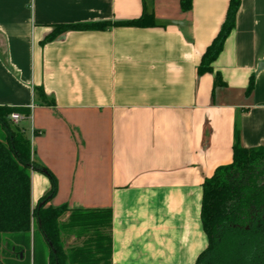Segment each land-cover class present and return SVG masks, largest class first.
Here are the masks:
<instances>
[{"label":"crops","instance_id":"0c3cea01","mask_svg":"<svg viewBox=\"0 0 264 264\" xmlns=\"http://www.w3.org/2000/svg\"><path fill=\"white\" fill-rule=\"evenodd\" d=\"M181 1L0 0V105L30 108L33 157L56 180L48 206L112 210V264H195L205 179L232 163L236 126L244 147L264 145V0H240L216 88L198 66L230 0ZM144 3L156 26L45 40L57 24L139 18ZM51 189L32 172L33 206Z\"/></svg>","mask_w":264,"mask_h":264},{"label":"trees","instance_id":"16d2710c","mask_svg":"<svg viewBox=\"0 0 264 264\" xmlns=\"http://www.w3.org/2000/svg\"><path fill=\"white\" fill-rule=\"evenodd\" d=\"M181 6L189 10L192 1L182 0ZM239 8L240 0L229 1L221 29L198 66L200 75L214 73V88L225 85L213 63L236 27ZM156 24L153 12L144 3L139 18L57 24L45 40H53L68 31ZM254 87L252 76L247 96L253 93ZM14 113L27 119L30 108L0 105V264H112V210L48 206L56 191V180L34 159L26 130L10 119ZM33 171L45 173L52 180V189L35 206L32 204ZM201 219L208 246L195 264L264 263L249 260L264 250V145L244 147L238 126L232 163L218 167L203 183ZM69 236H74L76 242L67 247Z\"/></svg>","mask_w":264,"mask_h":264},{"label":"rangeland","instance_id":"374dc122","mask_svg":"<svg viewBox=\"0 0 264 264\" xmlns=\"http://www.w3.org/2000/svg\"><path fill=\"white\" fill-rule=\"evenodd\" d=\"M28 121H26V120H21L20 122H18V125L20 126V127H22V128H24V129H26V132L29 134L30 133V129H29V127H28ZM70 237H72V236H69L68 238H70ZM74 237V236H73ZM68 238H67V240H68ZM75 238V237H74ZM67 240H66V245H67ZM76 242V239H75V241H74V243ZM68 247V246H67ZM0 257H1V254H0Z\"/></svg>","mask_w":264,"mask_h":264},{"label":"flooded vegetation","instance_id":"af4514ba","mask_svg":"<svg viewBox=\"0 0 264 264\" xmlns=\"http://www.w3.org/2000/svg\"><path fill=\"white\" fill-rule=\"evenodd\" d=\"M264 261V250H260L259 255L253 256V258L249 257L250 261H256V260ZM264 264V263H262Z\"/></svg>","mask_w":264,"mask_h":264},{"label":"built area","instance_id":"2783aa9c","mask_svg":"<svg viewBox=\"0 0 264 264\" xmlns=\"http://www.w3.org/2000/svg\"><path fill=\"white\" fill-rule=\"evenodd\" d=\"M10 119L15 122V123H18L20 122L21 120H23V116L21 114H18V113H14L11 115Z\"/></svg>","mask_w":264,"mask_h":264},{"label":"water","instance_id":"95a60500","mask_svg":"<svg viewBox=\"0 0 264 264\" xmlns=\"http://www.w3.org/2000/svg\"><path fill=\"white\" fill-rule=\"evenodd\" d=\"M42 204H43V203H42ZM42 204H41V205H42Z\"/></svg>","mask_w":264,"mask_h":264}]
</instances>
